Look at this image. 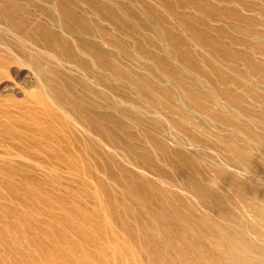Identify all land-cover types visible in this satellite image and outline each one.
Returning <instances> with one entry per match:
<instances>
[{"label":"rangeland","instance_id":"obj_1","mask_svg":"<svg viewBox=\"0 0 264 264\" xmlns=\"http://www.w3.org/2000/svg\"><path fill=\"white\" fill-rule=\"evenodd\" d=\"M0 264H264V0H0Z\"/></svg>","mask_w":264,"mask_h":264}]
</instances>
